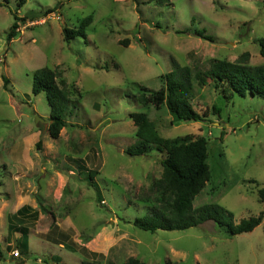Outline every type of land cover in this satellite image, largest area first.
Wrapping results in <instances>:
<instances>
[{"label": "rangeland", "instance_id": "374dc122", "mask_svg": "<svg viewBox=\"0 0 264 264\" xmlns=\"http://www.w3.org/2000/svg\"><path fill=\"white\" fill-rule=\"evenodd\" d=\"M89 14L86 36L65 40L62 29ZM260 37L264 0H0V264H58L55 256L63 264H264V219L234 236L210 220L185 230L136 227L164 153L125 152L135 141L133 112H146L163 137L203 135L210 178L192 205H222L235 224L261 212L262 96L225 95L192 79L190 102L202 118L176 123L165 103L145 108L137 99L141 86L163 85L173 61L192 70L213 58L263 63ZM44 67L71 91L57 138L36 121L49 122L45 92H32L33 73ZM94 169L101 200L89 181ZM9 223L28 229V253L15 248L20 231L8 237Z\"/></svg>", "mask_w": 264, "mask_h": 264}, {"label": "trees", "instance_id": "16d2710c", "mask_svg": "<svg viewBox=\"0 0 264 264\" xmlns=\"http://www.w3.org/2000/svg\"><path fill=\"white\" fill-rule=\"evenodd\" d=\"M138 2L139 0H132ZM163 3L167 0H153ZM19 4H22L20 2ZM12 23L7 34L10 41L16 34L17 20ZM92 21V16H85L76 28L64 27L63 38L69 40L77 35L86 36L85 28ZM199 37L211 40V36L205 30L194 31ZM259 51L264 56V37L257 39ZM125 43L126 41H122ZM173 69L164 73L163 85L157 90H150L146 86L140 87L137 96L143 107L153 105L156 108L165 103L171 122L199 120L202 115L194 109L190 99L193 95V82L198 85L213 82L214 87H221L222 92H235L241 96L246 93L258 95L264 98V62L249 65L245 62H235L227 59H211L208 68L191 69L187 66H179L173 61ZM7 82V81H6ZM5 86L6 83H4ZM45 92L46 100L50 106L48 134L57 138L61 129L66 125L64 114L70 101L71 91L66 88V81L60 78V73L44 67L35 71L32 76V92ZM216 111L215 107H212ZM131 118L135 126V141L130 144L125 152L128 155H146L155 150L164 153L160 159L162 173L150 184L151 196H145L142 200L149 205L148 214L135 217L132 223L142 229L154 232L158 229L185 230L206 221H213L219 227H225L228 235L234 236L243 232L252 231L264 219V189H258L262 210L255 216L241 219L238 223L233 221V213L222 205L211 203L194 207L192 202L195 196L205 186L210 178V167L207 162L208 139L205 136H197L190 140L181 137H163L156 130L146 112H133ZM39 143V142H38ZM91 172V173H90ZM89 172V181L97 191V199L101 200L98 186L93 177L97 170ZM8 237L10 231H20V237L16 240L15 248L19 254L28 253V229L23 226L14 227L8 224ZM10 248L9 245L7 249ZM58 264L59 257H53ZM3 253L0 250V260ZM81 264H85L84 262ZM110 264V263H109ZM124 264H147L136 257H129ZM169 264V261L165 262Z\"/></svg>", "mask_w": 264, "mask_h": 264}, {"label": "crops", "instance_id": "0c3cea01", "mask_svg": "<svg viewBox=\"0 0 264 264\" xmlns=\"http://www.w3.org/2000/svg\"><path fill=\"white\" fill-rule=\"evenodd\" d=\"M2 205H3V204H2ZM23 208H24V206H22V209H23ZM22 209H20V208L17 209V208H16V210H15L14 212H17V214H18L19 211L21 212ZM13 225H14V227L20 226V225H18V224H14V223H13ZM15 232H16V231H15ZM55 235H56V237H57V235H62V237L65 238V237H67L68 233H63V232H62V233H59V232H57ZM27 236H28V233H27ZM60 243L62 244L61 240H59V244H60ZM28 244H29V240H28Z\"/></svg>", "mask_w": 264, "mask_h": 264}, {"label": "water", "instance_id": "95a60500", "mask_svg": "<svg viewBox=\"0 0 264 264\" xmlns=\"http://www.w3.org/2000/svg\"><path fill=\"white\" fill-rule=\"evenodd\" d=\"M37 119L44 125H46L48 123V121H45V120H42V119L36 117V121H37Z\"/></svg>", "mask_w": 264, "mask_h": 264}, {"label": "built area", "instance_id": "2783aa9c", "mask_svg": "<svg viewBox=\"0 0 264 264\" xmlns=\"http://www.w3.org/2000/svg\"><path fill=\"white\" fill-rule=\"evenodd\" d=\"M18 29V28H17ZM16 254H18L17 252H15V254L14 255H16Z\"/></svg>", "mask_w": 264, "mask_h": 264}]
</instances>
